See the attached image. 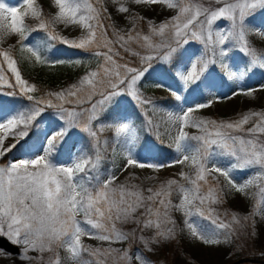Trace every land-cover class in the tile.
I'll list each match as a JSON object with an SVG mask.
<instances>
[{
  "label": "snow or ice",
  "instance_id": "snow-or-ice-1",
  "mask_svg": "<svg viewBox=\"0 0 264 264\" xmlns=\"http://www.w3.org/2000/svg\"><path fill=\"white\" fill-rule=\"evenodd\" d=\"M53 5L57 10L46 15L37 0H22L19 8L0 0V237L20 248L18 259L25 264H155L142 251H133V243L155 254L185 236L204 246L255 236L254 218L264 219V110H248L235 120L194 119L192 114L223 99L215 95L218 82H231L228 99L255 98L254 93L264 91V85L239 86L264 71V23H256L264 0H53ZM109 5L117 15L127 14L131 28L117 26ZM131 5H160L175 14L159 24L147 21L150 34H144L137 23L144 18ZM29 16L36 26L25 22ZM56 25L78 27L82 34L70 39ZM37 32L44 35L34 40ZM12 36L15 42L3 47ZM194 42L199 47L192 51ZM57 45L90 52L97 68L67 89L37 96L40 90L23 78L20 62L33 67L83 63L55 58ZM237 51L245 57L243 66L235 60ZM126 57L138 59L137 66ZM154 62L161 71L174 70L183 93L207 90L208 98L185 107L181 89L158 82L154 87H167L178 111L158 108L141 91L143 80L156 70ZM126 99L167 113V119L146 124L156 140L169 138L166 147L174 151L173 160H141L137 148L145 143L119 111ZM109 131L111 138L104 135ZM64 150L70 164L56 162ZM118 158L124 160L119 173ZM106 163L113 167L104 168ZM176 164H190L195 171H181L180 179L158 186L130 183L140 180L131 169L159 172ZM249 169L251 175L241 180ZM124 172L125 181L117 183ZM236 194L252 199L251 211L241 217L226 210L223 215L231 220H225L213 206ZM118 225L134 227L124 231ZM85 237L101 245H86ZM124 243L126 248L113 246ZM11 255L0 248V258Z\"/></svg>",
  "mask_w": 264,
  "mask_h": 264
},
{
  "label": "rangeland",
  "instance_id": "rangeland-1",
  "mask_svg": "<svg viewBox=\"0 0 264 264\" xmlns=\"http://www.w3.org/2000/svg\"><path fill=\"white\" fill-rule=\"evenodd\" d=\"M5 2L10 6H14L18 8L22 4V0H16V1L5 0ZM37 2L39 5H42L43 11H45L46 15L52 14L57 10L53 5V0H37ZM131 7L133 11L137 14V16L144 18L143 20H138L137 22L140 30L144 34H150L149 25L147 21H153L154 23L159 24L160 22L164 21L166 18H170L175 14L174 11H162L161 9L163 6L160 5L157 6L131 5ZM109 12L113 13L114 21L118 27L124 28L125 30L131 28V24H129L128 21L125 19V16L127 14L117 15L114 12V8L112 5H109ZM25 22L27 24H30V23H35L37 21L29 16L25 18ZM256 23L258 24L264 23V13H261L256 17ZM55 27H56V31L60 35L68 37L70 39L78 38L82 34L81 29L78 27L70 26L68 28H65L64 25H56ZM32 38L36 40L35 35H33ZM15 40H16L15 36L10 37L4 43L3 47H7L9 44L14 43ZM198 47L199 45L195 44L194 42L192 46V50L195 51L196 48ZM73 50L76 51V49ZM79 51L80 53L91 54L90 52L87 51H83V50H79ZM20 55H21L20 53H17V57H19ZM56 55L57 56L55 58L65 59V60L80 59L83 61V63L80 65L65 64V65H53V66L37 64L35 65V67H33V64L31 62L24 60L18 64V67L21 68V74L23 78L27 79L25 77V75L27 74H31V75L40 74V77L42 79L60 85L64 83V81L67 79L69 75H75L76 72L79 71L81 67L88 69L93 62L98 63L97 59L94 58L93 56L89 59L84 60V58H81L78 55L73 57H67L62 53ZM241 56L243 55H240L236 52L235 60L237 61V63L243 66L244 58H242ZM126 59L131 61V66H137L139 62L138 59H134L131 57H126ZM154 66L156 67V70L152 71L153 75L150 76L151 78H153V80L150 79L149 77V80L146 81L143 80V83L141 85L142 92L144 88L150 90L149 94L143 92V95L147 98L152 99L158 108L168 109L169 111H173V112L178 111L177 109L178 102L174 100L170 92L167 90V87L175 89L171 86L172 79L169 76H166L164 78L159 76V74L162 71L158 66V64H156V62H154ZM96 68L97 65L93 68H89L82 76L87 74L89 71L96 70ZM8 75L10 76V74ZM80 78L74 83L63 85L62 87H59L56 90H51V92L67 89L69 88V86L78 83ZM174 80L177 82L179 89H181V93L185 94L183 93V89L181 85L178 83V81L175 78ZM249 81L251 85L247 86L246 84ZM158 82H162L167 87L166 88L154 87V85ZM29 83L32 84L30 81ZM229 84H230L229 86H225V84H220L218 82V91L215 93V95L221 96L223 97V99H221L219 102H217L214 106L210 108L200 109L198 111H195L192 114V117L194 119L207 118V119H216V120H220V119L235 120L239 118L238 114H243L248 110H253V111L264 110V91H257L256 93H254L255 98L247 97L245 95H239L238 97L228 99V97L232 96L231 82H229ZM261 85H264V71L256 72L255 74L251 75L249 79L241 82L239 86L243 88L259 89ZM208 96L209 93L207 92V90H205L203 96L199 97L198 98L199 100L197 102L192 103L189 100H187V104L185 105V107L188 106L194 107L197 103H203L208 98ZM169 97H172V99H168ZM128 103L129 100L127 99L124 100L122 102L123 107L127 106ZM52 111H53L52 109L48 110L49 113H51ZM146 111L149 112V114L146 115L149 116L148 120L151 119L154 123H158L162 119H167V113L155 111L151 106H147ZM120 113L126 116L128 120L133 122L132 118L129 115H127V113L124 110H122ZM177 130L178 129H173V133H175V131ZM185 131L189 132V134H199L198 130L194 128H186ZM104 135L111 138L113 134L109 131L106 132ZM78 139L79 137H73V140H78ZM168 142H169V138L165 136L163 138V144L167 145ZM109 157L112 159L111 150H109ZM140 158L141 160H147L148 162L167 163L175 158V153L173 151L172 156H165L164 159H152L151 157H147V156H140ZM56 162L59 164H70L72 161L69 157L66 161L56 159ZM228 163L229 161L227 159L222 160L223 165L227 166ZM123 164H124L123 159L118 158L116 160L115 168L117 173H119V170L121 167H123ZM111 166L113 167V165ZM131 171L135 172L140 177V180H131L130 183L140 184V182L143 181V184L141 186L147 188L152 186H158L160 182L165 181L167 179H171V178L180 179L178 174L181 171H184L191 175L194 173L195 169L190 164H184V165L176 164L172 167L164 168L159 172H154L150 169L141 170L138 168L131 169ZM252 171H253L252 169L245 170L243 174L240 176V179L241 180L246 179L249 175H251ZM127 176H128V172H124L123 174H120L117 183L124 182L125 177ZM147 176H154L156 177V179L147 180L145 179V177ZM219 179L221 182H223V177H220ZM252 191H255V189H252ZM252 203H253L252 199H245L240 194H236L234 198L229 196L226 203L222 205H214L213 207L217 209V213L220 214L223 219L231 220L230 215L228 216L223 215L226 210L229 213L234 212L239 214L241 217H243L248 215L249 212L251 211ZM175 216L178 221L182 219L180 214H175ZM254 219H255V228H254L255 236L241 235L239 239L234 240V243L232 245L204 246L201 243L195 240H191L185 236L181 238L179 243L173 242L172 244L158 248L155 254L144 250V246L138 241L133 243L132 250L142 251L144 255L148 257L150 260L154 261L155 264H231L241 258L258 256L264 253V219H260L259 217H255ZM203 222L206 224L209 223V221L206 220ZM248 223L251 224L252 219H250ZM118 227H121L124 231H129L131 230L132 227H134V225H118ZM247 231L252 232L253 229L248 228ZM145 234L148 235L150 233L146 232ZM84 243L86 245H91L93 248L101 245V242L93 239H88L87 237L84 238ZM237 245L240 246L239 250H237ZM103 246L107 247L106 244H104ZM113 246L116 248H126L128 245L127 243H124V244H116ZM30 255H35V253H30ZM0 264H25V262L18 259V254H12L10 258L7 259L0 258ZM109 264H111V261H109ZM244 264H262V263L246 262Z\"/></svg>",
  "mask_w": 264,
  "mask_h": 264
},
{
  "label": "trees",
  "instance_id": "trees-1",
  "mask_svg": "<svg viewBox=\"0 0 264 264\" xmlns=\"http://www.w3.org/2000/svg\"><path fill=\"white\" fill-rule=\"evenodd\" d=\"M16 1V0H14ZM45 13V11H44ZM28 25L31 26H36L37 22L35 23H30ZM35 38L36 39H40L41 37H43L44 33L43 32H37L35 34ZM57 52L56 54L62 53L63 55H66L67 57H73V56H80L81 58L85 59H89L92 57L91 54H85V53H80L79 50L76 49L73 50L72 48H69L67 46L64 45H57ZM192 50V49H191ZM194 51V50H192ZM238 54L243 55L242 53H239L237 51ZM82 54V55H81ZM57 56V55H56ZM242 58L245 59V57L241 56ZM97 65V62H93L89 68H93ZM88 68V69H89ZM88 69L81 67L79 69V71L76 72L75 75H69L67 77V79L64 81V83L58 85L54 82H48L44 79H42L40 77V74L37 75H31V74H27L25 75V77L32 83L35 84L37 86V88L40 90L39 92L36 93L37 96L42 95L44 92H48L51 90H56L59 87H62L63 85H67L69 83H74L76 82ZM173 71L174 70H169L167 72L162 71L159 76H161L162 78L169 76L172 79L171 82V86L175 89H179L177 82L174 80V76H173ZM153 75V72L149 73L147 75V77L144 79V81L149 80V77ZM150 79L153 80V78L150 77ZM229 82L227 84H225V86H229ZM247 86L251 85L250 81L247 82L246 84ZM149 89H143L144 93L149 94ZM203 90V94H204ZM185 95L187 96V100H189L192 103L197 102L199 99V97H202L203 95H201V89H196L191 91L190 93H185ZM5 99H7V97H5ZM168 99H172V97H169ZM147 106L141 108L138 107L134 102L129 101L128 105L123 107V104L121 103L120 105V109L119 111L121 112L122 110H124L127 115H129L132 118L133 124L134 126L137 128L138 130V134L141 138V141L145 143V147L143 149H140L138 147V151L140 153V156H147V157H151L153 159H164L165 156H172L173 155V150L166 147L165 144L161 143L160 141L155 139V136L152 134V132L148 131V127L146 124V121L148 120L149 116H146L147 114H149L148 111H146ZM145 136H147V140L145 141ZM155 145V146H154ZM69 158V154L67 152V150L62 151L57 157V160H67ZM109 160H111V158L109 157ZM225 160V159H223ZM112 164L106 163L104 165V168H109L112 167ZM103 170V169H102ZM257 258L264 260V253L261 255L256 256ZM244 264V263H243Z\"/></svg>",
  "mask_w": 264,
  "mask_h": 264
},
{
  "label": "water",
  "instance_id": "water-1",
  "mask_svg": "<svg viewBox=\"0 0 264 264\" xmlns=\"http://www.w3.org/2000/svg\"><path fill=\"white\" fill-rule=\"evenodd\" d=\"M0 248L12 253V254H19L20 248L18 246H15L9 242V240L6 237H0ZM244 262H256V263H262L264 264L263 260H259L255 257H245L237 260L234 263L231 264H240Z\"/></svg>",
  "mask_w": 264,
  "mask_h": 264
}]
</instances>
